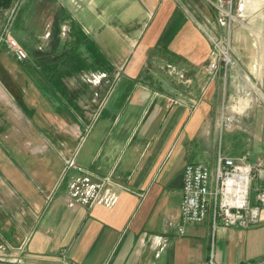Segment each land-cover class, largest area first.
Segmentation results:
<instances>
[{
    "label": "crops",
    "instance_id": "1",
    "mask_svg": "<svg viewBox=\"0 0 264 264\" xmlns=\"http://www.w3.org/2000/svg\"><path fill=\"white\" fill-rule=\"evenodd\" d=\"M23 6L41 75L24 111V75H12L22 63L0 44V263L207 264L209 223L180 216L184 169L214 170L219 155L264 163V0H235L233 64L214 76L212 41L227 35L215 8L189 0ZM74 57L90 67L46 75ZM82 179L105 183L108 203L74 198ZM214 251L220 264H264V208L253 227H219Z\"/></svg>",
    "mask_w": 264,
    "mask_h": 264
},
{
    "label": "built area",
    "instance_id": "2",
    "mask_svg": "<svg viewBox=\"0 0 264 264\" xmlns=\"http://www.w3.org/2000/svg\"><path fill=\"white\" fill-rule=\"evenodd\" d=\"M234 4L235 0H216L213 4L227 35L212 41V61L207 66L209 76L217 74L220 64L224 70L233 64L229 32L235 21ZM0 41L5 43L6 49L17 62L28 60L26 50L9 34H3ZM227 122L231 123L233 119ZM75 166L74 159L67 162L68 168ZM263 173V161L251 163L247 156L227 158L219 155L214 170L198 163L186 165L180 216L185 225L209 223L211 240L207 264H220L216 261L214 251V237L219 227L248 229L260 222L264 208V186H255L254 182ZM105 185L91 184L88 179L78 180L72 187V195L80 201L105 204L110 199L108 194H103Z\"/></svg>",
    "mask_w": 264,
    "mask_h": 264
},
{
    "label": "rangeland",
    "instance_id": "3",
    "mask_svg": "<svg viewBox=\"0 0 264 264\" xmlns=\"http://www.w3.org/2000/svg\"><path fill=\"white\" fill-rule=\"evenodd\" d=\"M192 2L193 6H199V7H205L207 9L214 10V6L212 5L213 0H189ZM24 0H16L14 6L10 10H5L0 12V37L3 36L4 32H8L9 34L15 41H17L19 44L20 42H28L29 46H33V54L28 53L26 48L20 44V46L26 50L28 53V60L25 62H22V65H14L12 66V75L16 77L15 79L19 78V75H24V111L27 110L28 107L34 106L35 105V89H36V82H35V75H41L38 70L37 66L31 62L30 58L36 55V40L35 39H30L27 36V33H24ZM23 9L21 12L20 10ZM20 12V13H19ZM35 10L34 14L32 16L31 23H35ZM20 41V42H19ZM0 44H4L3 42L0 41ZM37 49V48H36ZM7 55L13 59L15 62L16 60L12 57L10 54L9 50H6ZM80 59V58H79ZM82 60V59H80ZM81 62V63H77ZM24 65V66H23ZM89 65L84 64L83 61H79L78 58H73V61L66 63L64 67L57 68L58 71L53 70V65H48L45 68L46 75H53L54 72H58L56 75H74L75 71H80V70H86L89 68ZM86 68V69H84ZM94 69L98 68L94 65ZM87 72V71H86ZM83 73V72H82ZM97 73V72H96ZM95 72L91 76H95ZM88 74V72L86 73ZM84 74V75H86ZM32 89L33 91V96L31 94H28L26 91ZM27 116V115H25ZM24 121L26 119L24 118ZM255 184V182H254Z\"/></svg>",
    "mask_w": 264,
    "mask_h": 264
},
{
    "label": "trees",
    "instance_id": "4",
    "mask_svg": "<svg viewBox=\"0 0 264 264\" xmlns=\"http://www.w3.org/2000/svg\"><path fill=\"white\" fill-rule=\"evenodd\" d=\"M15 2L16 0H0V12L10 10L14 6Z\"/></svg>",
    "mask_w": 264,
    "mask_h": 264
},
{
    "label": "water",
    "instance_id": "5",
    "mask_svg": "<svg viewBox=\"0 0 264 264\" xmlns=\"http://www.w3.org/2000/svg\"><path fill=\"white\" fill-rule=\"evenodd\" d=\"M0 264H4V263H0Z\"/></svg>",
    "mask_w": 264,
    "mask_h": 264
}]
</instances>
